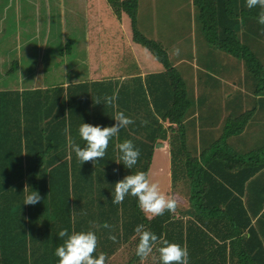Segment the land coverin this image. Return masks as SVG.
Segmentation results:
<instances>
[{
    "label": "trees",
    "instance_id": "trees-1",
    "mask_svg": "<svg viewBox=\"0 0 264 264\" xmlns=\"http://www.w3.org/2000/svg\"><path fill=\"white\" fill-rule=\"evenodd\" d=\"M234 1L235 9L227 8L224 0H192L196 55L187 52L178 59L175 54L173 62L164 46L138 27L140 0L122 1L133 43L145 47L162 71L142 81L131 78L120 87L109 82L105 92L118 96L115 107L91 104L87 99L98 97V91L89 92L87 83L0 91V264H59L55 250L64 242L58 237L63 229L69 234L94 231L102 243L93 255L105 253L110 259L140 224L186 248L189 264H264L258 261L264 258L260 245L243 247L245 236L254 241L253 232L242 235L264 201L256 210L249 199L241 201L244 182L264 176V138L260 132L256 139L239 137L249 119L264 127L258 118L264 110V25L258 22L259 7L249 9L246 0ZM229 60H234L232 72L227 71ZM116 112L135 123L109 141L102 160L81 164L72 145L84 148L86 142L75 135V128L94 125L92 120L100 115L102 127L113 126ZM163 129L170 172L189 185L187 219L167 211L147 216L131 195L122 204L112 203L118 181L139 171L148 174ZM125 140L141 153L132 169L120 160L117 145ZM241 145L251 147L250 152H239ZM232 178L241 185L232 184ZM25 186L39 194V203L24 205ZM105 223L111 227H102ZM210 234L229 242L227 253L226 245L218 249L227 261H206ZM132 261H140L136 252Z\"/></svg>",
    "mask_w": 264,
    "mask_h": 264
},
{
    "label": "crops",
    "instance_id": "crops-1",
    "mask_svg": "<svg viewBox=\"0 0 264 264\" xmlns=\"http://www.w3.org/2000/svg\"><path fill=\"white\" fill-rule=\"evenodd\" d=\"M27 2H30L31 0H26ZM56 2V5H52L50 4V0H36V2L42 6H44V3L47 5L45 9H41V20L42 21H46L47 20V27L43 28L41 27L40 31L38 34H36L35 36H27L28 40L26 41V45L25 50H24V54H25V69L23 71V74H35L36 78H31V77H23L21 79H19L16 83H14V86H12L13 81L11 82V85L9 86L10 90H14V91H32V90H45V89H54L56 87H64L67 88L68 86H72V85H76L79 83H87L88 84V90L89 92H94L98 91V97L94 98V99H87L90 103L93 102L95 103V100L97 98H101V103L103 102V97L107 96L106 95V89H108L107 86H109V82L112 84H115L117 87H120L122 84L125 83V81L131 79V78H138L141 81L143 80L144 76L150 73H157V72H161L162 68L159 67H155L151 70H141L140 67H134L132 64L129 66L127 65V63L124 64V62H122V67H121V75L117 76V74L114 75H109L111 68H109L108 66H104V65H100L99 68V77L91 79V80H87L86 82L82 81L81 79L75 78L73 80H69L68 79V74H69V67L72 68V72L77 70L76 66H66L65 68V78L62 79H56L55 80V72L50 70V67H52L55 64H58L61 62H59L58 57H61V53L60 51L63 50V48H67V49H71L72 46L69 45L72 41L67 42L66 36L65 34L62 33H53L52 29H50V20H51V14H53V9H57V11L60 10V4L58 2V0H54ZM124 1V0H79L78 4H82L83 7V14L81 15V20H82V27H81V36L80 39H78V42L83 44V47L85 48V55L87 58H90V52L93 50L91 49L92 47L95 49V51L97 52L100 60L102 61V59L104 58V55L106 54L107 51H112L113 49H115L116 45H114V42H110V40L107 38L112 32L116 31V26H117V30L121 35L122 34V30H124L125 32V36H124V42L126 43L127 47L129 48V51L131 53H133L135 50L132 47L133 46V42L131 37H129L126 34L125 31V25H124V21H125V13L123 12L122 8L119 10H116L115 7L120 6V3ZM141 1V0H140ZM155 3L158 0H153ZM225 4L228 7H232L235 9V1L234 0H224ZM152 2L151 0L148 1V4ZM161 2L164 4L163 8H161V11H171L172 10V15L171 18L172 20H175L174 25H177V28H175V32L173 31V25L171 26V30H163L160 27V24L157 23V21L155 20V16L157 15V12H153L152 15L148 14L146 15V17H144V20L142 21V25L143 28H141V31L144 32L148 37H152L154 40L159 41L164 48L166 49V43L168 45H171V49H172V53L174 52L175 49H179V55H176L178 59H182L183 57H185L187 55L188 52V48L186 47L187 41L186 39L183 37L184 32H183V28L186 29L188 26L193 25L194 27V31L196 30V10L193 6V2L192 0H184V2H176L175 0H161ZM231 2V3H230ZM15 5L14 6H19V0H15L14 1ZM76 3V0H70L69 2V7L71 4ZM8 4V3H7ZM63 7L66 4H62ZM22 10L24 11V13L26 14V11H28L27 7L25 5H23ZM62 11H65V9H61ZM117 11L119 13H117ZM28 13V12H27ZM38 14V12H37ZM130 21V20H129ZM43 26V25H42ZM178 27H181L180 30ZM46 29V30H45ZM113 35V34H112ZM111 35V36H112ZM176 39H182V41H180L179 44L175 45L176 43H174V38ZM1 38V36H0ZM9 38L6 40L5 38L2 37V40L0 39V42L2 45V47H4L5 42L8 43ZM77 41V40H76ZM18 45H21V37L18 39ZM178 43V40H177ZM55 45H59L56 48H53ZM61 44H65V45H61ZM117 44V43H116ZM69 45V47H68ZM49 49L51 52H56L57 56L55 59V62H53V64H51V61H47L44 62L41 59L43 57H46L45 54H41L37 56L36 60H34L32 63L36 66V70L31 71L29 70V68L32 66V63L30 62V58H31V51L33 50H39L40 51H44V53L46 52V50ZM62 49V50H61ZM48 52V50H47ZM175 53V52H174ZM53 56V54H51ZM50 55V59H53L52 56ZM182 61V60H181ZM231 62V63H230ZM180 63V62H179ZM234 60L232 61H228V66H227V71L228 72H232L233 70H230V67L233 68L234 65ZM70 63H67V65H69ZM231 64V65H230ZM21 65V63H20ZM106 67V70L104 69ZM45 68V69H43ZM75 73H79V71H76ZM22 74V75H23ZM37 74L39 76H37ZM41 74H43V78L41 79ZM52 74V75H51ZM107 74V75H105ZM233 88H235V85L232 84L231 85ZM92 104V103H91ZM90 104V105H91ZM85 109H88L85 107ZM84 109V110H85ZM83 110V111H84ZM90 116H92V109H90ZM258 118L264 122V110L260 111V113H258ZM90 119V118H89ZM98 121L92 120V122H94L93 126H96L97 124L102 126V122L104 117L102 115L98 116ZM78 120H81V114H80V118H78ZM247 125H245V128L242 132V134L239 137L242 138H246L248 140L251 139H256L253 136H259V134L257 132H260L261 138H264V127H262V125L258 122L256 123L255 121L253 122L252 119H249V121L246 123ZM81 126V125H80ZM79 126V127H80ZM79 127H76L74 130V133L76 136L80 137L79 135ZM167 136V134H166ZM259 137V138H260ZM232 140V138H230L228 140V143H230ZM167 141V140H166ZM234 141V140H233ZM162 142V141H161ZM165 143V142H164ZM160 144V143H159ZM264 144V142H263ZM162 147H157V145L153 146V155H152V159L155 153V150L157 148H163L164 145L161 144ZM166 146L167 142H166ZM264 146V145H263ZM237 150L239 152H242L244 155L249 153L251 150V147H246L245 145H241L237 147ZM168 151H169V147H168ZM170 157V156H169ZM152 163V160H151ZM171 168V165H170ZM169 168V170H170ZM150 169H151V164L149 166V171H148V176L150 175ZM264 171V169L262 170V172ZM170 172V171H169ZM261 172V173H262ZM175 178L174 176H172L171 172L170 175H168L167 179L164 181L163 179H160L159 177H156L155 174L151 175V177L149 176V179L152 180L153 182H156L160 185V189L163 193H166L165 191V187L167 186V184L169 182H173ZM181 181V179H178ZM179 181V182H180ZM230 182L236 186H240V180L232 178L230 180ZM178 189L179 191H181V196L177 197L174 193L171 195H174L177 198V203L180 204V206L182 207V209H184L186 211L185 214L181 215V214H176V216H178L179 218L182 219H187L189 217H191V213H190V209L188 208V204H187V198L189 196V185H183L181 183H178ZM249 185V186H248ZM244 190H245V194L241 197V201H245L246 199H249L251 201V205L254 206V210H256L259 207V203L264 201V176L261 177L260 179H251V181L249 182H244ZM174 192V185L171 184V192ZM236 193V192H235ZM255 212V211H254ZM147 215V214H145ZM150 216V215H147ZM261 217V218H260ZM257 218H259L258 220H256ZM42 230L40 229V231H37V234H39ZM252 231L254 234V241H252V239H248L246 238L247 236H245L243 241V247L251 249V248H256L260 245V247L262 249H264V204L262 206V208L259 210V212H256L254 217H251V223L249 225L248 228L245 229V231L243 232L242 235H245L247 232ZM96 234V233H95ZM248 240H250V242H248ZM134 241H138L139 242V238L137 235H135L133 238H131L126 244L122 245L119 250L121 248H123V246H126L128 244H130L131 242ZM102 240L98 238V244H101ZM222 245H226V253L227 250L229 248V242H220L218 239H216L215 237L211 236L210 234V240L206 242V248H207V257L205 258L206 261H227V258L224 256L222 257L219 253H218V249L219 246ZM162 245H157L156 247H160ZM154 250H156V248H154ZM154 252V251H153ZM156 252H158L156 250ZM210 255V257H209ZM228 256V254H226ZM113 257V256H112ZM111 257V258H112ZM36 261H39V257L36 256ZM110 258V259H111ZM110 259H107V261H109ZM258 261H264L263 257H259Z\"/></svg>",
    "mask_w": 264,
    "mask_h": 264
},
{
    "label": "rangeland",
    "instance_id": "rangeland-1",
    "mask_svg": "<svg viewBox=\"0 0 264 264\" xmlns=\"http://www.w3.org/2000/svg\"><path fill=\"white\" fill-rule=\"evenodd\" d=\"M15 0H0V36L1 40L2 37L6 40L9 38L8 43L5 42L4 47L0 45V91L2 90H10L9 86L12 83V86H14V83H16L19 79L23 77H31L36 78L35 74H23L24 67H25V45L26 41L28 40L29 36H35L39 33L41 27L46 28L47 27V20L42 21L41 18V9L46 8V4L44 3V6L40 5L39 2L37 3L36 0H31L30 2H27L26 0H19V6H14ZM149 0H141L139 2L138 6V27L141 29L143 28L142 21L144 20V17L146 15L150 14L152 15L153 12H157L155 16V20L157 23L160 24L161 29L163 30H171V26L173 25V28H177V25H174L175 20H172V10L171 11H161V8H163L164 4L161 2V0H158L156 3L151 0L148 4ZM60 4V10L57 11V9H53V14H51V20H50V29H52L53 33H64L67 39V42L72 41L69 45L72 46V48L69 50L67 48H63L61 53V57H58L59 62L57 64L54 63L52 67H50L51 71H54L55 73V80L57 79H64L65 78V68L66 66H76L79 73H75L76 71L72 72V68L69 67V74L68 79L73 80L75 78L81 79L82 81L86 82L87 80H91L94 78L99 77V68L100 65L108 66L111 68L109 75L117 74V76L121 75V67L122 62L127 63V65H133L134 67H140L141 70H151L153 68L161 67V65L155 60V58L149 53V51L143 47L142 45L135 44L133 42V48L134 52L131 53L129 51L130 47L126 46V43L124 42V36L125 32L122 30V34L120 37V34L117 30L112 32L107 38L110 40V42H114V45H116L115 49L112 51H107L104 55V58L102 61L100 60L97 52L95 49H93L90 52V58H87L85 55V48L83 47V44L78 42V39H80L81 36V27H82V20L81 15L83 14V7L82 4H78L79 0H76V3L71 4L69 7L70 0H58ZM176 2H184V0H175ZM8 3V4H7ZM66 4L64 7L62 4ZM50 4L56 5V2L54 0H50ZM23 5H25L28 9L26 11V14L22 10ZM65 9V11H62L61 9ZM116 10L121 9L120 6L115 7ZM28 12V13H27ZM38 12V14H37ZM117 13H119L117 11ZM43 25V26H42ZM125 31L126 34L131 37V26L130 21L128 17L125 14ZM179 30L181 27H178ZM46 30V29H45ZM181 32V30H180ZM184 35L183 37L188 39V43L186 46L189 47V55L195 56L196 55V49H195V42H194V27L193 25L188 26L186 29L183 28ZM113 34V35H112ZM112 35V36H111ZM28 36V37H27ZM147 36V35H146ZM21 37V45H18V39ZM148 37V36H147ZM153 39L152 37H149ZM174 38V37H173ZM132 39V38H131ZM77 40V41H76ZM178 40V43H177ZM182 39H176L174 38L175 45L179 44ZM117 43V44H116ZM1 44V42H0ZM65 45V44H61ZM68 45V47H69ZM59 46V45H58ZM54 44L53 48L58 47ZM166 50L168 51L170 55L171 61H175V53H172L171 45H168L166 43ZM48 50V52H47ZM46 52L39 50H33L31 51V58L30 62L32 63L34 60H36L37 56L40 53L45 54L46 57H43L41 60L44 62L51 61V64L55 62V59L57 56L56 52L50 53L51 51L47 49ZM85 52V53H84ZM53 54V56L51 55ZM87 54V53H86ZM50 55L53 59H50ZM262 57V56H260ZM21 63V65H20ZM67 63H70L67 65ZM45 69V68H43ZM106 70V67L104 68ZM29 70L34 71L36 70V66L32 63V66L29 68ZM23 74V75H22ZM52 75V74H51ZM107 75V74H105ZM37 76H39L37 74ZM41 79L43 78V74L40 75ZM221 81H225V79L220 78ZM232 85V84H230ZM167 140V139H166ZM166 142H160V144H163V148H157L155 150L152 163H151V169H150V177L151 175L155 174L156 177H159L160 179H163L164 181L167 179L168 175H170V157H169V151L168 147L166 146ZM173 182H169L167 186L164 188L166 193H164L166 196H173L171 194H175L177 197L181 196V191L178 189V183H183V185L188 186V182L184 180H178L173 178ZM180 181V182H179ZM171 184L174 185V192H171ZM189 187V186H188ZM177 199V198H176ZM176 214H185L186 211L182 209L179 203H177V209ZM138 244V241L131 242L130 244L123 246L120 250H118L113 257L107 261V264H141L140 261H132V257L134 253L136 252V246ZM154 252L148 257L147 260L144 261V264H161L159 259V253L156 252V250H153Z\"/></svg>",
    "mask_w": 264,
    "mask_h": 264
},
{
    "label": "clouds",
    "instance_id": "clouds-1",
    "mask_svg": "<svg viewBox=\"0 0 264 264\" xmlns=\"http://www.w3.org/2000/svg\"><path fill=\"white\" fill-rule=\"evenodd\" d=\"M246 6L249 9L259 7L261 9L258 22L264 25V0H246ZM179 49H175L176 55H179ZM103 102L106 106L115 107V101L118 99L116 94L112 96H104ZM95 103L99 105L101 98H97ZM113 120L115 124L110 127H102L100 125H90L82 123L79 127V135L86 142V146L81 148L79 145L73 144L72 150L75 152L77 159L81 164L102 160L106 154L109 141L113 137H117L122 128L135 123L134 120L125 116L123 112H116ZM142 125H146L147 121H142ZM120 153V160L123 165L132 169L138 162L141 155L140 150L133 144L131 140H125L117 145ZM119 164V163H117ZM29 188L25 186L26 193L24 205H36L40 202V196L37 192H28ZM113 204H122L125 197L131 195L137 198L140 210L152 217L162 216L164 213H175L177 209V199L173 196H166L160 189V185L149 179L147 173L143 171L135 174L126 175L122 180L115 184ZM95 226V225H93ZM102 227L110 228L107 223ZM135 233L139 238L136 246V256L140 258L141 264L153 253L154 248L159 253L161 264H189L188 251L176 243H169L167 240L158 238V236L147 230L143 224L137 225ZM58 237L64 239L63 244L57 246L55 250L56 257L59 258V264H106L108 259L105 253L98 256L93 254L96 252L98 238L94 231L72 232L69 234L67 229H63L58 233ZM66 238V239H65ZM109 239L115 242L114 236ZM157 245H162L156 247Z\"/></svg>",
    "mask_w": 264,
    "mask_h": 264
},
{
    "label": "water",
    "instance_id": "water-1",
    "mask_svg": "<svg viewBox=\"0 0 264 264\" xmlns=\"http://www.w3.org/2000/svg\"><path fill=\"white\" fill-rule=\"evenodd\" d=\"M166 134H167L166 130L163 129V130L161 131V133H160V138H161L162 142H165V141H166V139H167ZM157 147H162V145L159 144V145H157Z\"/></svg>",
    "mask_w": 264,
    "mask_h": 264
}]
</instances>
